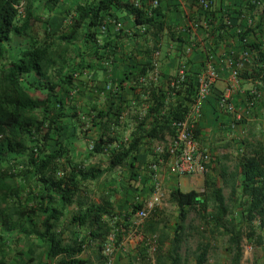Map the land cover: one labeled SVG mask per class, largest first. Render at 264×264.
Listing matches in <instances>:
<instances>
[{
  "label": "trees",
  "instance_id": "trees-1",
  "mask_svg": "<svg viewBox=\"0 0 264 264\" xmlns=\"http://www.w3.org/2000/svg\"><path fill=\"white\" fill-rule=\"evenodd\" d=\"M20 2L21 9L16 6ZM60 2L0 0V264H7L10 243L21 240L27 244L29 263L91 264L80 255L90 241H104L110 228L107 218L114 215L108 202L97 203L82 195L83 184L97 181L117 166L125 167L129 159L137 157L144 139H160L164 131L173 138L172 122L184 118L196 94L198 73L193 76L184 71V78L177 84L151 86L147 112L154 116L152 124L143 133L135 131L127 142L118 131L110 133V127L118 125L119 106L114 111L95 105L86 108L85 104L65 109V98H71L69 94L75 87L74 74L86 68V52H91L90 59H106L108 65L112 62L118 41L103 38L99 42L97 32L105 19H117L116 11L126 10L135 23L145 26V32L151 30L154 36L161 31L163 20L156 17L159 5L146 8L143 3V7H134L127 0H92L71 8L75 16L69 33L54 34L47 28L39 31L42 17L35 12L37 5L49 14ZM259 4L260 0H248V13L236 34L242 46L255 53L256 63L244 73L241 71L239 79H250L254 89L260 91L264 90V7ZM248 18L251 21L247 24ZM225 26L215 27L217 35ZM260 32L262 40L246 41L247 36ZM12 36L21 38L24 46L14 59L7 60ZM77 39L84 50L82 62L74 64L68 50L76 47ZM216 40L217 36L215 43ZM177 75L170 81H176ZM171 92L180 99L161 113L165 97ZM111 112L113 117H109ZM138 124H144L143 119ZM96 126L83 160L75 162L71 142L77 128L86 138L85 130L91 127L95 131ZM196 134L195 125L194 137ZM246 148L248 151L239 154L233 170L224 164L217 168L219 160L210 157L207 167L211 173H205L202 191L175 190L170 194L177 210L173 233L169 235L163 229L158 236L154 217L148 224L149 231L156 235L155 250L161 253L156 264H182L180 248L193 210L212 223V231L223 238L229 264L241 263L243 238L260 246L264 260V143H248ZM98 155L106 156V167L85 165V161ZM153 156L165 160L169 152ZM224 187L229 188L228 196L223 193ZM140 206L141 203L133 204V212ZM71 207L73 211L67 218ZM26 222L31 224L25 226ZM208 250V243L198 242L192 264H204Z\"/></svg>",
  "mask_w": 264,
  "mask_h": 264
},
{
  "label": "crops",
  "instance_id": "crops-1",
  "mask_svg": "<svg viewBox=\"0 0 264 264\" xmlns=\"http://www.w3.org/2000/svg\"><path fill=\"white\" fill-rule=\"evenodd\" d=\"M89 1L92 0H61L51 12L50 26L47 29L51 33L60 34L55 30L64 19L63 22L69 27L63 29V33H69L75 14H73V18L69 19V16L63 13L64 10L68 9L67 11H69L76 5ZM143 6L147 8L149 4L144 1ZM246 6H248V0H210V8L205 10L197 0H159V14L156 17L163 20V26L155 36L151 30L145 32V26L135 23L133 16L126 10H117V19L130 33L117 31L111 24H107L104 32L97 30L98 38L117 40L118 46L115 48L110 65L106 59L103 61L90 59L91 52H86L84 57L86 60L89 58L92 62L86 63V68L82 73L74 74L76 89L70 92V94H74L72 95L74 96L73 104L78 107L85 104L86 108L95 105L98 108H111L112 111L119 106L118 125L111 126L110 133L114 135V132L118 131L119 135L127 142L135 131L143 133L152 124L154 116L147 112L151 86L165 88L168 84L170 85L172 83L170 79L177 75L180 67H183L186 74L194 76L195 73L199 75L208 64H211L217 70L218 78L212 85L210 94L201 104L202 114L196 123L195 139L201 148L210 152L213 159L218 156L225 157L223 145L227 141L229 142V138L232 136L230 131H236L235 134L244 132L246 130L244 128L246 122H243L245 119L246 121L257 120L264 116V98L260 97L253 107L247 105V92L255 85L245 77L239 79L238 86L229 94V99L234 104L236 111L245 115L240 124L233 126V113L221 109L217 102V97L224 91L229 76L227 57L239 55L245 48L236 33L248 13ZM219 24L226 26L218 36V30L215 27ZM81 28L84 29L83 26ZM262 32L256 36H247L246 41L253 38L262 40ZM216 36L218 40L215 43ZM154 47L159 51L157 76H154L152 69L149 68L151 58H153L151 48ZM82 50L77 51L80 52L78 54L80 62L83 57ZM250 55L251 58L245 64L242 73L256 64L253 60L255 53L252 52ZM179 99V95L173 92L167 93L161 113H164L170 104H174ZM109 117H113L112 112ZM140 119H143L144 124H138ZM96 131L97 126L94 136ZM220 134L221 136H218ZM160 135L162 136L160 139H144L139 146L137 157L129 159L127 165H124L135 169L139 182L141 181L137 187L139 195H84L97 203L103 201L109 203L108 209L114 216L109 220L107 218L110 227L108 233H114L115 244L117 247L119 246L116 253V264L136 263L144 258L148 251L146 239L141 238L139 234L131 233L134 214L132 205L135 202L141 203L150 196L147 184H145L146 180L151 181L152 186L153 176L161 177L168 198L175 190L202 191L203 189L205 174L180 175L172 171L170 156L165 160L157 158V156L153 157V153H156V147L159 145L165 151L168 150L171 136L166 131ZM217 168L219 167L217 166ZM89 183L83 185L89 186ZM95 184L94 190L101 189L98 182ZM171 203L173 202L171 201ZM158 215L156 213V216ZM142 233L148 236L145 232L142 231ZM95 242L90 241L87 244L92 245Z\"/></svg>",
  "mask_w": 264,
  "mask_h": 264
},
{
  "label": "rangeland",
  "instance_id": "rangeland-1",
  "mask_svg": "<svg viewBox=\"0 0 264 264\" xmlns=\"http://www.w3.org/2000/svg\"><path fill=\"white\" fill-rule=\"evenodd\" d=\"M259 7L260 8L264 7V0H260ZM67 10H64V12L63 11L62 12L64 14L66 13L65 15L69 16V19H71L70 17H73L74 12L72 11V9H70L69 11ZM35 12L42 17L41 22L38 23V29L39 31L42 32L44 28H48L50 26L49 17L51 13L48 14V12H46L40 4H38L37 7L35 8ZM63 20L62 23L59 24L60 26L59 25L57 26L58 29L55 30L57 33L61 34L63 33V29L69 27V25L65 24ZM99 40L100 42H102L103 38H99ZM75 45L76 47L73 46L69 48L68 54L71 63L79 64L80 57L77 54L78 53L77 51L82 50L81 41L77 39ZM92 45L93 44H89L90 47ZM22 46H24V42L20 38L12 36L11 43L9 45V51L6 56L7 60L14 59L16 52ZM86 61L87 64L92 62L89 60V58H87ZM74 89H76V87L72 88L73 91ZM260 92H261L260 97L264 98V93L261 90ZM72 95L74 94H69L71 98L70 97L65 98V105H64L65 109H69L70 107L73 106L72 98L74 96ZM242 121L243 120L236 122L235 124H240ZM243 122H246V125L244 126L246 130L239 134H235L236 131L234 130L230 131V134L232 136H230L229 142L227 141V143L223 145V149H224L223 151L226 153V156L225 157L218 156L217 158L219 162H216V166L219 167V165L224 164L225 166L228 167L229 170H233L239 154L241 152L248 151L246 148V145L248 143H255L256 141H261L262 143H264V116L261 118L259 117V119L257 120L252 119L246 121L245 119ZM85 131H86L85 134L87 133V136L86 138H83L84 132L81 129L79 130L78 127L77 133L75 134V136H73V140L71 142V152L73 154L74 161L77 163L83 160V155L88 148V142L90 141L89 139L94 137V129L90 127L89 130H85ZM218 136H221V134ZM85 163L86 165L98 164L101 167H106L107 159L105 155H98L96 157H92L88 161H85ZM206 176H210V174ZM96 182L100 184L101 189L94 190ZM96 182L89 183L88 184L89 186H87V184L85 186H82V195H137L138 194L137 187L139 186V183H141V181L139 182V178L135 169L128 167H119V166L113 168L110 171H107L105 175L99 178L98 181ZM150 182H148V180L145 181V184H147V189L150 192L149 195L151 194L152 191V186ZM223 193L225 194V196H228L229 188L224 187ZM136 203L139 202H135L134 204ZM73 208L71 207L68 210L66 216L67 218H69V216L71 215ZM156 213L159 215L156 216ZM151 216L152 217H149L143 222L142 225H144V228H142L141 226L140 228L141 231L145 232L147 235L153 234V232L149 231L148 224L151 222V220L154 219L157 222L156 223L157 230L155 233L158 236L163 229L169 235L173 233L177 221V210L175 205L171 203L168 197H167V204L162 205L159 208H156L155 212ZM206 221L207 219L206 218L203 219V217L200 216L196 210L190 212L189 217L187 219L188 225L184 230L185 231L184 236L186 240L184 241V243L180 248V253L182 255V264H192L193 251L198 242L209 244L207 259L204 264H229L230 256L228 252L224 249L223 238L220 237L217 234V232L212 231L213 228L212 223L210 222L208 223ZM28 224L31 223H27V222L24 223L25 226ZM77 230H81V229H77ZM80 234L82 235L83 231H80ZM26 245L27 244L25 243V240H21L16 244L10 243L9 254L7 256V264H42L39 263L37 260L29 263V261L27 260L29 254L27 253ZM240 248L242 251L240 264H264L262 250L260 246H258L254 241H249L247 238H243L240 242ZM116 253H117V249H116ZM148 254L152 255L155 258V264H156V259L157 257L160 256L161 253L157 252V250H155L154 252L147 251L144 258L148 257ZM81 257L84 259H88L91 264H105L100 251V244H98V242H95L92 245L88 244L87 246H85L84 251L81 253ZM114 264L116 263L114 262ZM133 264H140V261H136V263Z\"/></svg>",
  "mask_w": 264,
  "mask_h": 264
},
{
  "label": "built area",
  "instance_id": "built-area-1",
  "mask_svg": "<svg viewBox=\"0 0 264 264\" xmlns=\"http://www.w3.org/2000/svg\"><path fill=\"white\" fill-rule=\"evenodd\" d=\"M134 7H142L145 1L151 8H156L159 5V0H127ZM253 1V0H251ZM198 4L205 10L210 8V0H197ZM21 9L22 2L16 5ZM250 18L247 19V24L250 23ZM107 24L113 25L114 29L120 31L123 28L122 23L115 18H107L99 26V31L104 32ZM125 33H130L128 29L122 30ZM159 51L153 52V69L154 76H157ZM250 58V51L248 48L241 50L239 55H229L227 57V65L229 67V76L226 81L224 91L218 96L217 102L221 109L233 113L232 125L244 119L241 112L236 111L234 104L229 99L230 92L239 84V74L243 70L247 61ZM184 78L183 67L179 68L177 80L172 82L175 84ZM218 78V72L214 66L208 64L206 68L198 75V84L196 94L193 101L189 105L187 112L182 120L173 121L172 125L175 128V136L170 139L168 145L169 156L171 157V169L180 175H204L208 171L207 163L210 160V152L201 148L195 137L194 127L201 117L203 100L210 94L211 87ZM177 84V83H176ZM264 93V90H262ZM261 92L257 89L251 88L247 92V105L253 107L259 100ZM164 152L162 146L156 147V153L159 155ZM140 203V202H139ZM167 204V193L164 189L163 180L158 175L153 176L152 191L150 196L141 202L132 219L131 233L139 234L141 238L146 239L148 252H154L156 249V235L151 234L145 236L141 231L143 222L148 219L152 212ZM115 236L113 232L106 234L104 241L100 244V251L105 264H114L116 257V249L119 248L115 244ZM140 264H155V258L148 254V257L142 258Z\"/></svg>",
  "mask_w": 264,
  "mask_h": 264
}]
</instances>
